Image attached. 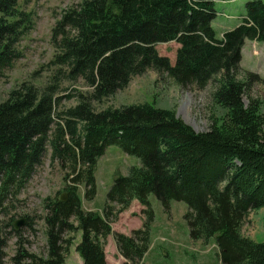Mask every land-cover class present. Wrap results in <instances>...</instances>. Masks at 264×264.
Returning <instances> with one entry per match:
<instances>
[{"label": "trees", "instance_id": "1", "mask_svg": "<svg viewBox=\"0 0 264 264\" xmlns=\"http://www.w3.org/2000/svg\"><path fill=\"white\" fill-rule=\"evenodd\" d=\"M18 1L0 0V78L22 57L18 45L33 24ZM217 2L81 0L61 10L51 30L52 79L41 87L21 81L0 102V214L48 149L69 174L66 198L43 199L45 256L18 245L10 264H65L67 235L77 230L82 264H108L104 242L113 233L111 223L133 200L145 215L141 227L113 238L122 264H146L151 193L164 208L171 200L186 204L190 237L212 239L221 264H264V241L239 231L250 211L264 207V115L250 93L264 79L239 65L246 39L264 41V0H246L238 23L220 37L211 23L221 12ZM170 40L178 44L173 64L155 48ZM148 69L182 88L212 83L210 97L223 116L195 131L175 109L148 102L95 107ZM61 79H81L89 91L59 96ZM64 97H75L76 104L61 107ZM109 145L137 157L138 164L114 176L100 211H85L81 196L95 198L96 163ZM5 244L0 228V248Z\"/></svg>", "mask_w": 264, "mask_h": 264}, {"label": "rangeland", "instance_id": "2", "mask_svg": "<svg viewBox=\"0 0 264 264\" xmlns=\"http://www.w3.org/2000/svg\"><path fill=\"white\" fill-rule=\"evenodd\" d=\"M81 0H19L18 8L30 12L32 28L19 42L18 47L22 57L14 61L11 68L0 78V102L5 100L9 91L21 81L28 80L36 86H44L56 72L50 62L56 55L51 43V30L58 20L62 9ZM246 0H229L216 3L215 8L222 10L232 18L228 19L218 13L212 26L216 36L220 37L224 28H232L239 21V10H243ZM217 20L224 21L217 24ZM178 44L175 41L157 43V52L168 57L174 63ZM240 67L244 71L256 73L264 79V41L246 39L241 50ZM62 80V79H61ZM212 83L205 88L195 86L182 88L172 79L154 69H148L143 74L131 77L128 85L117 91L102 103L95 104L97 109L118 107L148 102L156 107L175 109V113L195 131H204L210 127L213 120L223 116V109L214 103L210 97ZM87 92L89 88L79 79L74 82L62 80L58 91L59 96H73L77 92ZM250 93L261 101V113L264 115V85L255 84ZM247 99H244L246 103ZM76 104L75 97H64L61 107ZM138 164V158L126 154L116 145L106 147L99 157L95 167L96 196L87 201L81 196L82 208L85 211H100L105 202V196L114 176L124 175L128 167ZM66 166L50 158V150L45 153L41 165L36 169L25 188L9 202L0 214L1 238L6 241L0 248V264H10V258L18 245H23L28 251L39 255L46 254L45 240V209L43 199L59 196L64 193V187L69 182ZM80 194L82 189L80 188ZM153 211V223L150 229V243L141 262L146 264H221L216 246L212 239H192L189 235V225L184 218L186 204L183 201L171 200L164 208L157 198L149 196ZM129 207L120 213L111 223L113 233L130 235L131 231L140 228L145 215L141 212L139 202L133 200ZM264 207L250 211L242 222L239 231L242 236L255 242L264 241L262 217ZM16 221H22L15 228ZM111 233L104 242L105 258L108 264H122L124 258L118 254ZM71 240L65 257V264H82L75 250L80 240V232H70Z\"/></svg>", "mask_w": 264, "mask_h": 264}, {"label": "crops", "instance_id": "3", "mask_svg": "<svg viewBox=\"0 0 264 264\" xmlns=\"http://www.w3.org/2000/svg\"><path fill=\"white\" fill-rule=\"evenodd\" d=\"M218 3H223V2H219V1H218ZM221 12H223V13H225V14L227 15L226 12H224V11H222V10H221ZM221 16H223V15H221ZM223 17H225V16H223ZM225 18L232 19V20H233V19H236L235 16H233V18H232L230 15H229V17H225ZM224 23H225V22L222 21V20H217V24H220V26H221V24H223V27H222V28H224V26H225ZM237 23H238V22L236 21V24H237ZM226 29H229V28H224L223 30H226ZM244 43H245V42H244ZM241 50H242V49H241ZM138 204H139V203H138ZM139 207H140V204H139Z\"/></svg>", "mask_w": 264, "mask_h": 264}, {"label": "water", "instance_id": "4", "mask_svg": "<svg viewBox=\"0 0 264 264\" xmlns=\"http://www.w3.org/2000/svg\"><path fill=\"white\" fill-rule=\"evenodd\" d=\"M65 198H66V194L63 193V194L61 195V200H64ZM21 223H22V221H16L15 224H14L15 228H18V227L20 226Z\"/></svg>", "mask_w": 264, "mask_h": 264}]
</instances>
